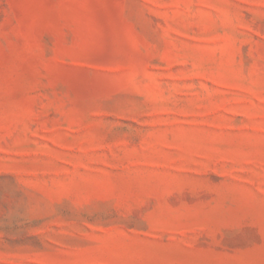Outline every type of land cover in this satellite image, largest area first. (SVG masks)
Here are the masks:
<instances>
[{
    "label": "rangeland",
    "instance_id": "rangeland-1",
    "mask_svg": "<svg viewBox=\"0 0 264 264\" xmlns=\"http://www.w3.org/2000/svg\"><path fill=\"white\" fill-rule=\"evenodd\" d=\"M0 264H264V0H0Z\"/></svg>",
    "mask_w": 264,
    "mask_h": 264
}]
</instances>
